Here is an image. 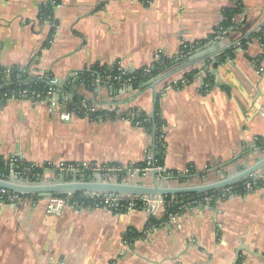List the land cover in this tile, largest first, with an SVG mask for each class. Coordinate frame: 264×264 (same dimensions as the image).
<instances>
[{
  "label": "crops",
  "instance_id": "obj_1",
  "mask_svg": "<svg viewBox=\"0 0 264 264\" xmlns=\"http://www.w3.org/2000/svg\"><path fill=\"white\" fill-rule=\"evenodd\" d=\"M44 1L0 0V68H28L34 77L57 80L92 68L144 69L156 57L172 61L183 45L207 41L224 21V11L235 6V0H59L49 38L50 25L38 18ZM238 1L240 25L226 44L264 25V0ZM217 56L184 69L209 61L206 90L198 77L178 88L169 84L166 76L183 73L176 68L140 93L129 86L115 89L98 76L92 85L77 86L73 96L96 112L117 114L151 115L158 101L165 121L163 169L204 175L193 184L213 182L244 167L257 142H264V48L254 39L223 63L215 61ZM62 111L46 102L0 104V157L15 156L36 168L88 163L125 169L143 163L152 151L151 136L129 120L72 113L63 121ZM157 179L160 185H178ZM140 181L151 185L152 174ZM46 203L39 198L0 205V264H264V185L214 206L186 208L152 229H147L148 205L128 211L68 207L47 214ZM164 214V206L153 201L151 217L160 220ZM129 230L143 236L127 243Z\"/></svg>",
  "mask_w": 264,
  "mask_h": 264
},
{
  "label": "trees",
  "instance_id": "obj_2",
  "mask_svg": "<svg viewBox=\"0 0 264 264\" xmlns=\"http://www.w3.org/2000/svg\"><path fill=\"white\" fill-rule=\"evenodd\" d=\"M55 4H59V0H48L45 5H42L39 10V21L44 24L48 22L50 25V33L49 38L54 33V28L56 23L54 22V10ZM147 2L148 0H144ZM243 12L242 6L238 0H235V6L232 9H226L224 11V21L215 29V34L211 35L207 41L210 40H217L220 36H226L235 28H237L240 24L237 23L236 19L237 16L241 15ZM256 39L260 44L264 47V25L260 28V31L253 32L252 34L244 37L239 41V44L235 47L228 48L227 50L223 51L222 53L218 54L216 57V62L223 63L226 60L232 58L234 51L237 47L242 49H246L247 45ZM207 41L201 42L199 45H204ZM48 45V42L44 44V47ZM209 61L205 63V67L209 66ZM175 63L173 61H168L164 59H160L159 62L153 66L149 73H143L142 70H138L133 74L123 76L120 80L117 81H104L108 85H112L115 89L119 88L122 83L126 81L128 78H132L131 80V88L138 93L144 91L148 88L145 84L156 78L158 75L165 73L166 70L171 69L174 67ZM3 69L0 68V104H4V100L2 99L4 95L10 96L11 93H17L21 91H27L28 93H35L40 95L39 99H44V95L49 90L50 86L48 80L46 78H39L29 75L28 68L20 69V68H12L8 75L3 73ZM199 69L187 71L183 75V79L187 83H191L192 80L197 76ZM104 80L107 76L112 78L119 76V72L117 71V67L114 66L112 68H92L91 70L81 71L78 74V77L73 82H68L60 89L63 94L72 92L73 86H79L80 84L85 85H92L93 81L97 79ZM211 74L208 75L203 79V89L206 90L208 88V84L211 80ZM208 82V83H207ZM158 99V97H157ZM82 98L78 95H75L73 101L71 103L72 111L80 117H89L91 120H98L106 119V118H122L131 121L134 125H137L144 129V131L151 136L152 140V153L154 154L153 160L151 164L155 167L163 168L164 167V157H165V142H164V127L165 121L161 118L160 115V108L158 101L154 107L153 115H148L144 112H138L136 110L127 113V114H117L115 112H95L89 113L86 110L80 107V101ZM63 103V101H61ZM262 141L257 142V147L264 149V145L261 143ZM29 166L28 163L24 162L22 167ZM109 166H117V165H109ZM146 167V163H139L134 166L129 167V169L139 168L143 169ZM44 168L51 169L50 166H44L43 168H36L33 166V171L35 173L43 174L45 171ZM20 173H24L20 169L17 170ZM193 172V171H192ZM190 170V173H192ZM173 176L179 177L177 172H171ZM0 174L2 177L7 178L9 176V169L6 164V160L0 157ZM126 174V171L121 174L122 177ZM163 176V175H162ZM204 175H201V177ZM92 179V177H89ZM56 180L60 178L56 176ZM72 178L69 177L67 180H71ZM187 178L179 177L178 182L183 184ZM251 183V191H254L258 188H261L264 185V179H256V178H246L241 182L235 183L231 186L226 188L212 191L209 193L204 194H186V195H178V196H167L163 198V206L165 208L164 217L160 220L155 219L154 217H150L147 225V229L158 228L164 223L168 222L171 216L180 215L186 208L189 207H196L207 204L205 199H210L209 204L214 206V204L219 200L225 201L230 196H243L247 194L249 191L246 190L245 185L246 183ZM250 191V192H251ZM79 194L76 195L75 199H77ZM32 196V195H30ZM58 197H64V194L57 195ZM34 200L39 199L37 196H32ZM74 199V200H75ZM85 209H95L104 207V204L100 201H90L85 200L83 201ZM138 207L143 206V201L137 202ZM143 235L137 233L135 230H129L127 235H125V242L132 243L134 240L141 238Z\"/></svg>",
  "mask_w": 264,
  "mask_h": 264
},
{
  "label": "built area",
  "instance_id": "obj_3",
  "mask_svg": "<svg viewBox=\"0 0 264 264\" xmlns=\"http://www.w3.org/2000/svg\"><path fill=\"white\" fill-rule=\"evenodd\" d=\"M47 1L48 0H45L43 5H45L47 3ZM53 4L55 5V7L57 6V4H55V1L53 2ZM45 24H49V23L45 22ZM258 31H260V27L257 28L254 32H258ZM227 37L229 38V34L226 36H220L217 38V40L222 39L224 41V39ZM238 44H239V42H237V43L232 42V45L229 48L235 47ZM261 46L263 47L262 44H261ZM199 48H201L200 45H191V46L183 45L178 56L175 59H173L172 61L175 64H179V62H181L182 59L186 58L187 56H189L191 54V52H194V51L198 50ZM237 49H240V47H237ZM158 62H159L158 57H156L153 65H150V66H148L144 69H140V70H142L143 73L144 72L149 73L150 70L153 68V66L156 65ZM203 64L204 65L201 68H198L199 72L196 76V77L202 78V79H204L208 75V73L210 72V70L208 68L209 66L205 67V62H203ZM11 69L12 68L3 69L4 70L3 73L5 75H8L10 73ZM117 71L119 72V76L114 77V78L107 76L102 81L103 82L105 80L108 82L111 80L117 81V80H120L123 76L133 74L134 72H136L138 70H122V69L117 68ZM261 71H263L262 68H261ZM182 72L183 73H182L181 77L176 78V79L173 78L172 75L170 77L166 76L167 79L171 78V81L169 82V84L175 86L176 88H178L179 86H185L186 84H188L183 79V75L185 73L184 70ZM78 74H79V72H75V73L71 74L70 76H68L66 78L65 84L67 83V81L73 82L74 80H76L78 77ZM163 74H161V75H163ZM29 75L31 76L30 72H29ZM38 77L39 78H46V80H48V83L50 86L49 90L44 95V99H39L40 95H37L35 93H28L27 91H21V92H17V93H11L10 96L4 95V97L2 98L4 100V102L7 100H11V99L28 100V101H31L33 103L46 102L49 105L50 109H52V110H57L60 108L63 110L60 114L61 120H63V121L70 120L71 114L74 112L72 111V109H71L70 113L66 112V108H67V104H70V106H71L72 101L68 100L69 95H67V93H65V94L62 93V91L60 90L61 87L59 86L58 80L51 78L49 75H39ZM131 80H132V78L126 79V81L124 83H122L120 86L131 87ZM61 101H63V103H61ZM80 107L82 109L86 110L87 112L92 113V114L96 112V109L94 107L89 106L83 100L80 101ZM261 143L264 145L263 141ZM257 151H264V149L262 150L261 148L258 147ZM153 157H154V154L152 153V151L147 153V156L145 157V160H144V162L146 163V167L143 169H139V168H133V169L125 168L124 169V168H121L119 166L77 163V164H61L57 167H52L51 169L44 168V170L45 171H51L54 169L53 171L58 172V174L56 176L59 177L60 179H67V178L71 177L72 179H81L82 180L85 178L92 177V180H100V181H105V182H127L128 180L137 179V177L140 175L143 177L142 179H144L145 177L150 176V174L153 171L156 172L158 177L163 178L165 181H173L174 180L176 183H179L178 182L179 177L187 178V180L184 182L186 184H193L194 182L201 181V180L203 181L205 179L203 176L202 177L196 176V175L190 176L189 175L190 170H185L182 173L177 172L179 177L173 176L171 172H166L163 168L153 166L151 164ZM6 164L8 166L9 173H14L18 177L19 180L24 181V182L40 181L41 174L35 173V171H33V169H32L33 166H31V165L26 166V167H22L24 165V161L21 158L12 156L9 159H6ZM20 167L24 173H20L17 171L18 169H20ZM123 171L124 172L126 171V174L122 177L121 174L123 173ZM0 176H1V174H0ZM195 176H196V178H195ZM251 178L264 179V170H262L261 172L254 175ZM245 188H246V190H248L250 192L251 191V183H249V182L246 183ZM76 195L74 197L67 195V194L64 197H58L56 195V196H52V197L47 198L46 213L47 214L60 213L64 208H68V207L76 209V210H83V209H85L84 204H83V201H85V200L100 201L101 203L104 204V208H107V209L112 210V211H114V210L115 211H120V210L128 211V210L135 209L138 207L137 202H140V201H143V205H145V206L148 205V209H149V207H152V204H153V203L151 204L148 200H145V199H135V198L124 197V196H120V195H103V194L101 195V194H94V193H79V195H78L79 197L77 199H75ZM33 200H34L33 197L29 196V195H18V194H14V193H10V192L0 190V205L10 204L11 206H14V205L19 204V203L31 202ZM205 200H206L207 204H209L210 199H205ZM154 202L155 203L159 202L162 205L164 203L163 199H158V200H155ZM172 218H173V216H172Z\"/></svg>",
  "mask_w": 264,
  "mask_h": 264
},
{
  "label": "water",
  "instance_id": "obj_4",
  "mask_svg": "<svg viewBox=\"0 0 264 264\" xmlns=\"http://www.w3.org/2000/svg\"><path fill=\"white\" fill-rule=\"evenodd\" d=\"M232 43L226 44L222 39L215 40L206 45L205 48L198 50L194 55L190 56V63L195 61H201L207 59L209 56H216L223 51L227 50ZM217 63L213 64L212 74L214 75L217 70ZM186 66L179 68V64H175L171 68V71H183ZM175 71V72H176ZM158 75L155 80L148 81L145 86H151L155 88V85L163 80L164 77ZM59 86L62 88L65 85L66 80H58ZM77 89V86L72 87L71 95L68 96V100L73 101V91ZM66 112H71L70 104H67ZM154 113V108L152 114ZM256 151L253 153L255 154ZM264 170V155L256 160L253 164L244 167L242 170L236 171L226 177L213 182L199 183V184H179L175 186L160 185L157 179V174L153 171L152 184L145 185L140 183H128V182H105L100 180H92L90 178L85 179H59L56 181H37V182H23L18 179L14 173H9L7 178L0 176V190L18 194V195H32L38 198H49L59 194L70 195L74 197L79 193H94L103 195H120L124 197H131L135 199H145L151 204L153 201L163 199L167 196H178L186 194H204L212 191L220 190L231 186L242 180L253 177ZM148 215H152V207L148 209Z\"/></svg>",
  "mask_w": 264,
  "mask_h": 264
},
{
  "label": "rangeland",
  "instance_id": "obj_5",
  "mask_svg": "<svg viewBox=\"0 0 264 264\" xmlns=\"http://www.w3.org/2000/svg\"><path fill=\"white\" fill-rule=\"evenodd\" d=\"M256 151V150H255ZM254 151V152H255ZM253 152V153H254ZM262 155H264V151H256V153L255 154H253V157H250L249 159H248V161L246 162V163H244V167H246V166H249V165H251V164H253L256 160H258L259 158H261L262 157ZM243 166V165H242ZM239 167V168H236V170H233L234 172H236V171H239V170H242L244 167ZM40 168H43V167H40ZM54 170V169H53ZM53 170H51V171H44L43 172V174L40 176L41 178H40V181H43V182H49V181H56V175L58 174V172L57 171H53ZM232 170L230 171V172H228V174L230 175V173L232 174V172H233ZM233 172V173H234ZM228 174H225L224 176H219L218 178H216L215 180H219V179H222V178H224V177H226ZM189 175L190 176H192L193 175V173H190L189 172ZM204 177V176H203ZM142 176L140 175V176H138L137 177V179H135V180H128L127 182L128 183H139V182H141L140 180H142ZM195 178H196V176H195ZM201 179V178H200ZM214 180V181H215ZM191 181V180H190ZM197 181V180H196ZM24 182V181H23ZM143 183V182H142ZM184 183V182H183ZM165 184V183H164ZM177 184H179V183H177ZM168 184L166 183L165 184V186H167Z\"/></svg>",
  "mask_w": 264,
  "mask_h": 264
}]
</instances>
